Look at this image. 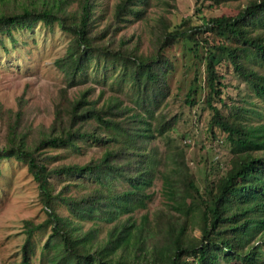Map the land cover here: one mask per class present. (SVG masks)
Instances as JSON below:
<instances>
[{
    "label": "trees",
    "instance_id": "trees-1",
    "mask_svg": "<svg viewBox=\"0 0 264 264\" xmlns=\"http://www.w3.org/2000/svg\"><path fill=\"white\" fill-rule=\"evenodd\" d=\"M149 4L116 0L108 13L109 0H0V33L11 36L41 21L71 35L55 59L65 85L49 125L34 133L22 125V100L16 109L0 102L6 129L0 159L26 164L46 213L42 220L23 219V264H32L34 233L47 228L44 264H264V122H251L247 106L227 114L214 102L223 98V63L264 101V0H248L234 14H201L199 21L184 16L172 22L159 14L145 52L140 37L121 31L145 19ZM179 41L204 63L208 125L218 127L230 145L229 160L216 176L209 163L203 165V186L182 150H169V162L160 169L150 148L156 131L162 134L169 122L157 111L171 92L174 62L166 49ZM100 69L111 92L104 95L101 88L94 94L89 84L69 94L71 86L95 80L91 75ZM196 80L185 93L191 105ZM87 143L102 145L101 154L82 163L55 162L59 152L53 150L82 154ZM159 174L166 206L152 217L135 216L147 207L148 189ZM52 175L65 176L59 187ZM119 180L128 187L117 190Z\"/></svg>",
    "mask_w": 264,
    "mask_h": 264
},
{
    "label": "rangeland",
    "instance_id": "rangeland-1",
    "mask_svg": "<svg viewBox=\"0 0 264 264\" xmlns=\"http://www.w3.org/2000/svg\"><path fill=\"white\" fill-rule=\"evenodd\" d=\"M116 0H109L111 6ZM248 0H150L145 19L134 20L122 29L121 33L140 37V47L147 52L151 47L153 33L151 24L159 14H165L172 22H178L184 16H191L194 21L201 19V14H234ZM209 5V6H208ZM199 8L201 13H197ZM70 34L63 31L57 23L53 26L36 22L30 28H18L12 35L0 33V102L4 107L16 109L22 100V125L37 133L41 124L49 125L54 117V104L58 99L59 89L65 85L64 74L55 64V59L62 56L69 44ZM181 41L169 46L166 54L174 62L169 75L170 94L164 105L157 111V117L168 120L166 129L153 139L150 148L159 159L158 167L166 168L169 150L180 149L185 153L191 171L197 182L203 186V165L209 163L211 176L226 166L231 155L230 145L223 141V132L216 126L209 128L210 109L205 104L207 88L205 85V66L199 57L184 51ZM199 47V52L202 53ZM186 54V55H185ZM219 68L224 72V92L222 100L214 102L223 113H234L235 106H247L245 114L253 123L264 122V101L233 70L230 63H223ZM95 80L86 84L74 85L69 94H75L80 88L91 84L96 94L105 88L104 95L111 92L104 84L105 70L93 73ZM197 78L198 90L193 104L184 101L185 93L193 77ZM126 88L125 86H123ZM128 89V87L126 88ZM127 98V96L125 97ZM127 100V99H126ZM129 101V100H128ZM5 124L0 121V144L4 142ZM104 147L99 143H87L82 154L71 149L60 148L55 162L87 161L91 156H99ZM65 176L52 175L51 180L59 187ZM78 179V177H72ZM81 180V179H80ZM128 187L125 181H117L116 189ZM151 197L146 208L135 211V216L147 212L151 217L158 208L165 207L167 197L163 192V180L160 174L148 189ZM46 217L38 196V187L25 163L14 157L0 159V264H23L21 246L25 238L23 219L34 218L36 221ZM103 224V223H102ZM90 222H85V227ZM104 231V229H103ZM49 232L36 231L33 236L32 264H44L42 244ZM198 234V227H194ZM225 264H233V261Z\"/></svg>",
    "mask_w": 264,
    "mask_h": 264
}]
</instances>
